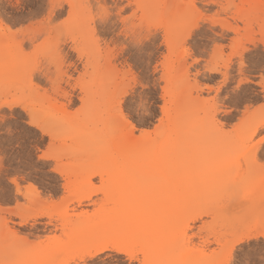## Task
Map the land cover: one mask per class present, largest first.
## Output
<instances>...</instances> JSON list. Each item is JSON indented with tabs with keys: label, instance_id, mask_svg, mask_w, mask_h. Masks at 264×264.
Wrapping results in <instances>:
<instances>
[{
	"label": "rangeland",
	"instance_id": "rangeland-1",
	"mask_svg": "<svg viewBox=\"0 0 264 264\" xmlns=\"http://www.w3.org/2000/svg\"><path fill=\"white\" fill-rule=\"evenodd\" d=\"M88 2L24 0V6H17L16 0H0V25L4 29L0 31V54L19 57L23 40L47 31L54 43L68 49L64 76L71 77L70 83L64 79V86L56 83L50 95L25 94L26 88L31 89L27 81L0 83V100L11 99L27 109L9 110L12 114L0 120V171L12 172L20 191L27 193V199H18L15 185L7 181L0 185V259L4 258L2 250L14 249L15 237L22 235L32 242H43L45 248L62 247L67 264H83L78 259L82 250L117 231L130 214L129 201L137 200L145 208L165 205L157 222L169 231L178 229L184 246L182 258L227 261L230 256L247 257L250 252L258 255V237L235 241L244 226L258 221L251 211L256 196L264 207V145L260 143L264 90H250L259 85L248 84L249 80L264 78V22L257 15L241 29L235 20L221 19L218 31L206 32L195 49L185 48L180 38L186 27L183 17L188 0H165L172 5L166 15L154 7L142 11L144 44L137 49L124 44L114 25H105L102 30L92 27L88 9L73 7L67 15L61 7ZM94 2L102 4L105 0ZM110 2L119 5L121 0ZM142 2L152 5L157 0ZM195 2L202 8L214 7V0ZM249 2L253 0H223L225 5ZM224 12L239 15L237 9L225 8ZM61 15L66 21L62 30L47 27L50 19ZM97 31L103 32L98 41ZM190 59H202V66L189 64ZM212 68L218 70H209ZM146 81L150 89L144 86ZM234 81L246 90L234 89ZM124 90L136 91L137 99L148 93L147 110L129 120L132 130L124 122L119 129L109 124L116 116L112 100ZM28 119L43 127L50 145L44 144L43 134L36 138L37 129L31 128ZM136 131L149 132L152 139H164L171 145L194 142L165 174L155 173L143 185H125L115 173L117 162L109 141L116 135L127 140L138 138ZM219 143L223 148L215 147ZM161 184L170 186L168 198L154 195ZM27 185L40 191L36 199L28 194L27 189L32 192L33 187ZM87 194L92 203L76 208L78 198ZM39 208L52 218L49 215L50 219L41 217L24 224L15 215ZM81 211L85 212L80 219L84 224L78 229L74 223ZM199 214L201 217L193 221ZM202 217L208 219L202 222ZM263 221L264 216L260 223ZM124 249L134 257L144 246ZM120 257L114 252L106 260L118 264ZM147 258L167 256L156 249ZM125 259L132 264L131 259Z\"/></svg>",
	"mask_w": 264,
	"mask_h": 264
},
{
	"label": "snow or ice",
	"instance_id": "snow-or-ice-1",
	"mask_svg": "<svg viewBox=\"0 0 264 264\" xmlns=\"http://www.w3.org/2000/svg\"><path fill=\"white\" fill-rule=\"evenodd\" d=\"M17 6H24V0H16ZM63 13L70 15L73 7H83L91 12V26L97 30H102L105 25H114L116 32L121 34L124 44L129 48H142L144 44V18L141 13L148 7H154L166 15L172 5L165 0H157L152 5H147L142 0H121L119 5H114L110 0H105L102 4H97L94 0H89L84 4H63ZM183 21L186 25L185 31L180 38V43L185 48L191 46L196 47V42L203 37L206 32H215L219 30L218 21L225 19L229 22L235 20L237 27L243 29L247 22H252L257 15L264 22V0H259V3L249 2L244 5L227 4L223 0H214V7L202 8L195 0H188ZM239 10V15H226L224 9ZM65 17L55 16L47 22L49 28L63 29ZM264 26V23H262ZM3 26L0 25V31H3ZM151 24H149V31ZM12 31V29H8ZM231 31V29H229ZM127 34V39H124V34ZM102 31L95 33V40H99ZM17 39H20L17 37ZM60 43H63L61 41ZM235 47V45H234ZM22 55L13 57L5 54H0V83L5 81L15 80L16 82L27 81L31 85V89L26 88L25 94L39 93L41 95H50L56 83L64 86V79L67 78L69 83L71 77L64 76L67 57L65 53L68 49L61 48L59 44L54 43L47 31H41L30 39H25L20 45ZM198 56L199 53L197 52ZM203 59H206L203 58ZM189 64L195 63L197 66H202V59H190ZM243 66V65H242ZM211 71L218 69L212 68ZM235 74V69H233ZM252 76L253 73L249 72ZM264 77V70L261 72ZM243 82V75L240 76ZM256 83L259 88L250 89L257 92L264 90V78L253 81L249 80L248 84ZM234 89H239L241 92L246 89L242 88L241 83H235ZM147 88H151L149 82H145ZM159 87V85H157ZM136 91H139V86ZM136 91L124 90L118 93L112 100L116 109V116L109 122L110 127L119 129L122 122L134 120L138 112L146 111L149 106V100L145 99L148 93L142 94L139 99L136 97ZM264 107V105H262ZM24 108L23 104L14 102L8 99L7 102L0 100V120L5 116L12 114L9 110ZM23 119V117H21ZM31 128L37 129L36 138L43 134L45 136L44 144L50 145L51 141L48 134L44 132L41 125L33 123L31 119L26 121ZM24 131L30 132L31 129ZM137 141H129L122 136H113L109 141L110 150L117 162L118 171L123 184L143 185L149 180V175L152 169L171 170L174 159L171 150V143H163L159 138L153 143H144L143 133L135 132ZM260 143L264 145V130L260 133ZM41 145V148L44 147ZM19 146V145H17ZM43 158V157H42ZM261 167L264 168V157H261ZM12 172L0 171V185L6 181L16 185V196L19 199L24 196L27 199V193L20 191V185L13 178ZM165 211V205L158 203L153 208L143 207L139 201H129V216L121 221V227L110 233L105 239L99 241L95 250L85 257L83 264H109L106 257L114 252H120L121 257L118 264H128V257L132 260V264H264V226L261 227L258 239L260 247L258 255L251 253L247 256L238 255L235 258L231 256L227 261L220 260H193L182 258L184 256V246L177 234V230L169 231L159 226L158 217ZM207 217H202L201 221L207 220ZM185 235H188L187 233ZM17 244L14 249L2 250L3 259H0V264H67L63 258L65 251L62 247L45 248L43 242H32L27 240L22 235L15 237ZM191 243H195L193 240ZM141 244L144 246L143 252L137 251L134 257H130L128 252L123 249L125 247L134 246L139 248ZM191 247V244H189ZM251 248V246H250ZM156 249H162L167 258L158 260H149L147 257L149 252ZM79 264V262H77Z\"/></svg>",
	"mask_w": 264,
	"mask_h": 264
},
{
	"label": "bare ground",
	"instance_id": "bare-ground-1",
	"mask_svg": "<svg viewBox=\"0 0 264 264\" xmlns=\"http://www.w3.org/2000/svg\"><path fill=\"white\" fill-rule=\"evenodd\" d=\"M124 125H126V126H129L130 128H131V130L134 128V126H133V124L132 123H130L129 121H127V122H124ZM128 129V128H127ZM130 133V132H129ZM131 134V136H132V133H130ZM139 138H132V139H129V141H137ZM155 140H156V138H154V139H152L151 138V135H150V133L148 132H143V141L142 142H144V143H153V142H155ZM162 141V140H161ZM163 143H165V144H167L166 143V141L163 139V141H162ZM194 142V140H191V141H185L184 143H182V144H173V145H171V150H172V152H173V155H174V159H173V163H172V165H176L178 162H179V160L182 158L181 156L184 154V153H186V151H187V149H189V147H190V145H191V143H193ZM210 142V140H208L207 142L205 141V143H209ZM212 142V141H211ZM224 142V141H223ZM223 144H225V143H223ZM215 147H218V148H221L222 147V145H221V143H219L218 145H216ZM223 148V147H222ZM252 159L256 162L257 160H258V156H257V154L256 153H254L253 155H252ZM165 172H166V169H158V168H156V169H152L151 170V172H150V175L149 176H151V175H153V174H155V173H162V174H165ZM115 173L118 175V177H120V174H119V171H118V166L116 165V170H115ZM101 174V172L99 173V175ZM18 183V182H17ZM16 186V185H15ZM29 187H33V186H28L27 185V188H29ZM26 188V189H27ZM154 188V187H153ZM27 191L28 192H30V193H28V194H31L32 196H34L35 198L34 199H36V197L37 196H39V193H40V191L38 192V190H36L35 189V187H33V189H32V192H31V188L30 189H27ZM154 195H156V196H166L167 198L169 197V196H171V192H170V186L169 185H165V184H161V185H158V186H156V191H154ZM260 196V195H259ZM232 197V196H231ZM234 197V196H233ZM251 197H254V195L253 196H251ZM31 198H33V197H31ZM31 198H29V199H31ZM264 198V197H263ZM262 198V199H263ZM28 199V200H29ZM256 202H254V204H252L251 206H252V210L251 211H253V215H254V217L256 216L257 218H258V221H257V223H254L253 225H250V226H244V228H243V230L241 231V233L239 234V236L237 237V239H236V243H238V242H242V241H244V240H248V239H253V238H256L257 239V237H258V235H259V232H260V229H261V227L262 226H264V221L263 222H261L260 223V220L263 218V214H264V207H263V202L261 203V200H260V202H257V201H259V199H260V197H259V199H258V196H256ZM30 201H32L33 202V200H30ZM42 201V200H41ZM263 201V200H262ZM84 203H87V204H84ZM90 203H92V199H91V195H89V194H87V195H83V196H81L80 198H78V200H77V206H76V208H80V207H82V206H87V205H89ZM23 211V210H22ZM23 212H25V214L24 215H22L21 213H16L15 215L16 216H19V218L21 219V222L22 223H27L29 220H32V221H36L38 218H41V217H48V219H50V217H49V213H47L46 211H44V209H41V208H39V209H36V210H34V211H32V212H27L26 210H24ZM84 213L85 212H83V211H81L79 214H77L76 215V220H75V223H74V225L75 226H77L78 227V229H83L82 228V224H84L80 219L84 216ZM202 214V213H201ZM201 214H199V215H197L195 218H193V221L194 220H196V219H198V218H200L201 217ZM51 216V215H50ZM67 217H70V216H67ZM51 218H52V216H51ZM69 220V219H68ZM256 220V219H255ZM3 221V220H2ZM7 221V220H6ZM72 221V220H71ZM256 222V221H255ZM3 223H4V221L2 222V225H3ZM21 223V224H22ZM5 225L4 226H6V230L5 231H8L9 229H7V224L6 223H4ZM63 224H65V223H63ZM250 224V223H249ZM252 224V223H251ZM68 225H69V223H68ZM3 226V227H4ZM85 227V226H84ZM75 231V230H74ZM9 233V232H8ZM83 233V232H82ZM73 234V233H72ZM79 235H81L80 233H78ZM86 234V233H85ZM14 235V234H13ZM87 235V234H86ZM15 236V235H14ZM76 237V236H75ZM74 237V238H75ZM73 238V237H72ZM29 239V238H28ZM77 239V238H76ZM101 240H103V239H101ZM101 240H96V243H92L90 246H87L86 248H84L83 250H82V252L80 253V255H79V257H78V259L81 261V262H84V260H85V257L87 256V255H89V254H91L94 250H95V248H96V245H97V243L99 242V241H101ZM125 252H128L127 250H125V249H123ZM81 251V250H80ZM116 253H119V254H121L120 252H116ZM128 254H129V256L131 257V254L128 252Z\"/></svg>",
	"mask_w": 264,
	"mask_h": 264
}]
</instances>
